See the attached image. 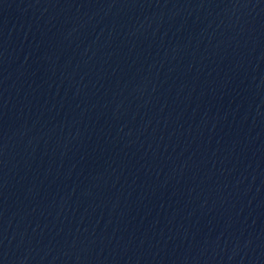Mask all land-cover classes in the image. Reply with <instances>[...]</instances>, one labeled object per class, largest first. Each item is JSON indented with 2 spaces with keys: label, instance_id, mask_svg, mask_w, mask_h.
<instances>
[{
  "label": "water",
  "instance_id": "water-1",
  "mask_svg": "<svg viewBox=\"0 0 264 264\" xmlns=\"http://www.w3.org/2000/svg\"><path fill=\"white\" fill-rule=\"evenodd\" d=\"M0 264H264V0H0Z\"/></svg>",
  "mask_w": 264,
  "mask_h": 264
}]
</instances>
